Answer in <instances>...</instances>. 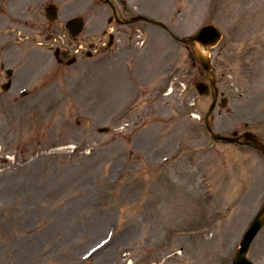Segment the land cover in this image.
<instances>
[{"label": "rangeland", "instance_id": "374dc122", "mask_svg": "<svg viewBox=\"0 0 264 264\" xmlns=\"http://www.w3.org/2000/svg\"><path fill=\"white\" fill-rule=\"evenodd\" d=\"M102 1L0 0V264H232L264 200V157L211 138L212 98L195 88L207 78L185 45L144 22L107 26ZM126 1L181 38L219 27L210 59L229 102L213 131L264 139V0ZM56 35L85 47L75 66L53 60ZM253 243L264 264V230Z\"/></svg>", "mask_w": 264, "mask_h": 264}, {"label": "water", "instance_id": "95a60500", "mask_svg": "<svg viewBox=\"0 0 264 264\" xmlns=\"http://www.w3.org/2000/svg\"><path fill=\"white\" fill-rule=\"evenodd\" d=\"M221 38V34L220 32L217 30V28H215L214 26H206L203 28V30L199 33L198 36H196L194 39H192V44L193 46H195L194 44V40H198L200 43L204 44V45H214L216 44ZM198 59L200 60V63L203 65L204 69L208 71V73H210V62L207 61L199 52H197L196 49H194ZM212 74V73H210ZM213 75V74H212ZM215 79L214 77H212V87H213V91H214V104L210 110V113L207 117V126H208V130L210 132H212L211 127H210V123H209V117L215 107L216 104V99H217V89L215 88L214 85ZM223 102H225V100H223ZM224 106V104H223ZM213 137L216 140H222L225 142H232L234 141L232 138H224V137H218L216 135L213 134ZM264 226V208L262 209V211L258 214V216L255 218L254 222L252 223L249 231L247 232L242 244H241V249L238 250V252L236 253V257L234 260V264H251V262L248 261V259L246 258L250 246H251V242H253L254 238L256 237V235L258 234V231Z\"/></svg>", "mask_w": 264, "mask_h": 264}, {"label": "flooded vegetation", "instance_id": "af4514ba", "mask_svg": "<svg viewBox=\"0 0 264 264\" xmlns=\"http://www.w3.org/2000/svg\"><path fill=\"white\" fill-rule=\"evenodd\" d=\"M65 60H67V59H65ZM65 60H64V61H65Z\"/></svg>", "mask_w": 264, "mask_h": 264}]
</instances>
